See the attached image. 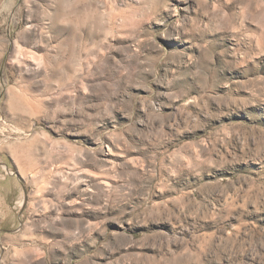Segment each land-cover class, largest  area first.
<instances>
[{
	"label": "rangeland",
	"instance_id": "374dc122",
	"mask_svg": "<svg viewBox=\"0 0 264 264\" xmlns=\"http://www.w3.org/2000/svg\"><path fill=\"white\" fill-rule=\"evenodd\" d=\"M0 264H264V0H0Z\"/></svg>",
	"mask_w": 264,
	"mask_h": 264
},
{
	"label": "crops",
	"instance_id": "0c3cea01",
	"mask_svg": "<svg viewBox=\"0 0 264 264\" xmlns=\"http://www.w3.org/2000/svg\"><path fill=\"white\" fill-rule=\"evenodd\" d=\"M6 223V220L3 218V219H0V224H5Z\"/></svg>",
	"mask_w": 264,
	"mask_h": 264
}]
</instances>
